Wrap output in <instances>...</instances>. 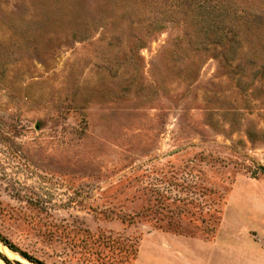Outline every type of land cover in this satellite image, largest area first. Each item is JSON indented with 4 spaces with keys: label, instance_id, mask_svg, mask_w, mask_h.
<instances>
[{
    "label": "rangeland",
    "instance_id": "1",
    "mask_svg": "<svg viewBox=\"0 0 264 264\" xmlns=\"http://www.w3.org/2000/svg\"><path fill=\"white\" fill-rule=\"evenodd\" d=\"M0 233L45 264H264V0H0Z\"/></svg>",
    "mask_w": 264,
    "mask_h": 264
},
{
    "label": "trees",
    "instance_id": "2",
    "mask_svg": "<svg viewBox=\"0 0 264 264\" xmlns=\"http://www.w3.org/2000/svg\"><path fill=\"white\" fill-rule=\"evenodd\" d=\"M0 240H2L5 244H7L12 250L19 251L24 257L34 262L35 264H45L41 260L28 254L27 252L19 250V248H17L13 243L7 240V238H5L1 233H0ZM0 257H2L8 264H14L7 256L3 255L1 252H0Z\"/></svg>",
    "mask_w": 264,
    "mask_h": 264
},
{
    "label": "crops",
    "instance_id": "3",
    "mask_svg": "<svg viewBox=\"0 0 264 264\" xmlns=\"http://www.w3.org/2000/svg\"><path fill=\"white\" fill-rule=\"evenodd\" d=\"M247 227V226H245ZM241 230H239L237 233H234V237L237 238L241 243H243L244 245H250V243L252 242V239L250 237H247L246 235H243V232H240ZM175 239L179 240L181 242V244L185 243V241L187 239H192L191 237H182V236H175ZM196 240L198 242H201V243H209L210 244V241L208 242H204L203 240L199 239V238H196ZM256 242V240H255ZM251 250V249H250Z\"/></svg>",
    "mask_w": 264,
    "mask_h": 264
},
{
    "label": "bare ground",
    "instance_id": "4",
    "mask_svg": "<svg viewBox=\"0 0 264 264\" xmlns=\"http://www.w3.org/2000/svg\"><path fill=\"white\" fill-rule=\"evenodd\" d=\"M26 260V259H25ZM27 261V260H26ZM28 262V261H27ZM0 264H7L2 259H0Z\"/></svg>",
    "mask_w": 264,
    "mask_h": 264
},
{
    "label": "water",
    "instance_id": "5",
    "mask_svg": "<svg viewBox=\"0 0 264 264\" xmlns=\"http://www.w3.org/2000/svg\"><path fill=\"white\" fill-rule=\"evenodd\" d=\"M26 260H28L26 257H24ZM29 261V260H28Z\"/></svg>",
    "mask_w": 264,
    "mask_h": 264
}]
</instances>
